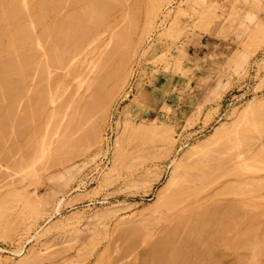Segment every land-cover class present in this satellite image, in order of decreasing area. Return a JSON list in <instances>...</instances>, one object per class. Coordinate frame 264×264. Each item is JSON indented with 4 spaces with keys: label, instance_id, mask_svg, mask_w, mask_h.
Listing matches in <instances>:
<instances>
[{
    "label": "rangeland",
    "instance_id": "rangeland-1",
    "mask_svg": "<svg viewBox=\"0 0 264 264\" xmlns=\"http://www.w3.org/2000/svg\"><path fill=\"white\" fill-rule=\"evenodd\" d=\"M68 1L74 3H70L71 7H63ZM82 1L63 0L57 12L68 16L73 4L79 9L87 0ZM124 1H127L124 9L121 6L110 13L113 15L107 18L110 24L99 25L98 31L95 28L93 38L89 35L77 51L65 58L60 69L59 66L50 68L53 70L49 69L48 78L40 80L39 86L36 84L39 78L38 81L34 78L39 70L34 68L33 72L31 69L33 76L28 79L32 82L27 79L29 82L24 83L27 86L30 83L33 88V92L28 88V92H32L27 97L30 98L28 104L22 102L26 97H20V101L16 99L19 106L14 107V110L17 108L14 118L22 116L21 107L25 104L20 107L21 103H26L25 110L29 103L36 102L35 88L39 87L40 92L46 89L41 101L46 105L39 107L40 114L43 113L38 112L41 117L35 119L41 121L34 120L33 125L29 122V127L26 124V133L18 138L17 129L13 130L17 136L7 132L4 143L8 147L3 143L0 149V264H146L149 257L145 255L149 252L153 257V248L163 252L162 237L167 234L165 238L168 239L169 227L179 224L177 221L168 225L167 222L172 223L176 217L169 216L157 205L159 198L172 188L169 181L176 162H183L187 152L196 146L203 150L201 147L205 144L203 148L211 147L212 141L215 147L219 144L214 145L217 141L226 142L235 130L233 138L236 139H231L233 144H230L234 150L230 146L226 150H231L229 154L234 160L229 155L227 162L231 161L227 164L228 168L237 166L236 172H242L241 168L249 167L250 153L264 146V0ZM53 13V17L46 14L47 21L52 17V23L61 22L62 16L58 20L60 15ZM40 30L37 26L36 31ZM116 35L123 39L124 46L115 47ZM46 41L41 44L42 48L48 43ZM101 78H107L104 84ZM6 102L1 100L0 106H7ZM224 129H230L232 134L227 135L229 132ZM236 132L242 137L248 135L243 137L245 142L239 139L240 144L234 143L238 141ZM199 144L202 146L198 148ZM9 147L11 150L7 149ZM4 149L7 151L2 154ZM242 150L249 153L244 152L246 160L242 162L247 163L240 165L241 158L235 156ZM220 152L228 156L225 151ZM258 160L252 163L253 168L264 161L259 163ZM251 162L250 169H253ZM250 169L246 173H252ZM259 169L262 172H254L253 176L245 173L241 180L254 177L259 184L264 177V170ZM253 179L251 182L256 183ZM246 180L244 185L243 181L239 182L240 185L251 188L252 183L247 185ZM263 181L262 190L259 185L256 193L253 190L257 183L252 184L253 196L249 191L246 193L249 188L244 190L247 196L237 193V202L249 205L240 208V202H236L240 206L234 203L240 208V213L237 212L240 220H248L252 211L247 222L253 223L255 217L254 224L259 223L258 228L252 229L254 224L249 225L251 229L239 224L241 228L237 229L240 230L227 233L228 238L233 239L241 229L252 231H246L248 234L241 231L238 237L243 236L242 233L245 237L253 235L255 230L253 240H256L251 243L257 246L250 245L249 238H239L247 241L243 242L252 246V251L256 247L264 248L261 235L264 234ZM239 183L240 189L235 185L238 192L242 187ZM249 198L253 201H246ZM221 201L224 204L218 203L219 207L230 203L225 199ZM191 220L184 218V223L190 225ZM258 229H262L261 233ZM172 230L177 231L174 227ZM181 230L178 231L184 232L183 237L171 232L175 239L169 243L164 239V247H167L163 254L169 248V256L166 254L162 259V254L155 258L157 261L161 258V262L166 258L167 261L160 264H173L170 261L172 253L177 255L175 247L187 245L189 248L188 244L193 243L184 237L189 230ZM245 245L244 249L240 245L238 250L236 246L234 250L221 245L216 249L218 253L215 249L214 254L211 252L214 257L207 254L205 260L207 264H264V250L263 255L261 248L258 251L261 257L257 256V250L251 255L252 251ZM193 246L195 253L182 248L188 256L192 253L196 261L194 256L198 250L195 244ZM182 248L179 251L183 253ZM182 253L178 252L179 256ZM187 255L184 253L185 257ZM255 256L259 261H254ZM142 257L146 258L145 262ZM156 260L151 261L158 264Z\"/></svg>",
    "mask_w": 264,
    "mask_h": 264
},
{
    "label": "bare ground",
    "instance_id": "bare-ground-1",
    "mask_svg": "<svg viewBox=\"0 0 264 264\" xmlns=\"http://www.w3.org/2000/svg\"><path fill=\"white\" fill-rule=\"evenodd\" d=\"M61 1H63V0H0V101L4 100L5 102L6 101L8 102V105L6 104L7 102L5 103V105H7V106H5V107H4V105L0 106V144H1L0 145V149L3 148L2 147L3 143L4 142L6 143V139H4V138L6 137L7 132H8V134H9V132H11V134L14 135V133H13L14 131L13 130L17 129L18 136L16 134L15 135L18 138L21 135H24V133H26L25 132V129L27 128L26 126H28L32 121H33V124L36 123V122H34V120L37 118L38 112H39V114L41 112L40 111V108H41L40 106L46 103V102H44L43 104H41L43 102L42 99H44V97L46 96L45 92H44L46 89L45 90L43 89L40 92V89H39L38 86H39V84L41 82L40 80H42V82H43V80H45L44 78H46V76H47V74L49 72V69L53 68V67L56 68V66H59V69H60V65L62 66V64L65 63L63 61L65 60V58L68 59L69 54L71 52L73 53L74 50L77 51V48L78 49L80 48L81 44L84 43L83 41L88 39L89 35H90V37H92L93 34H96V31H94V33H92L95 28H96V30H97V28L99 29V25H101V27H103L102 25L106 24V22H107L106 25L110 24V22L108 24V21L110 19L108 20L107 18L113 16V15H110L111 12L114 13L113 10H115L116 8H120L121 6L124 9L125 6H123V4L125 2L127 3V1H124V0H87V1H85V5H84V2H83L84 0H83L82 1L83 2V5H82L83 7L79 6V7H82V8L77 9V8H75L76 3L73 4L74 5L73 7L75 8V10H73L74 8L73 9L69 8V9L73 10V11L70 10L72 15L69 14L68 12H66V13H68V16L66 14L67 17L64 16V17H66V18H64L63 15H62L63 13H61V14L58 13V12H60L59 10L62 8V5L60 3ZM73 1H76V0H73ZM152 1H154V0H152ZM70 3H74V2H72V1L69 2L68 1L67 4L70 5ZM132 4H134V3H132ZM58 5H61V7L60 6L58 7ZM68 5L65 4V6H63V7L67 8V7H71L72 6V5H70V6H68ZM51 7H53V8L56 7L55 8L56 12L57 11L58 12L57 13L56 12L53 13V11L55 9L53 10V8H52L51 11L52 10L53 11L52 12L50 11V12L47 13L48 9H50ZM58 8H59V10H58ZM136 8H138V7L136 6ZM136 8H135V11H137ZM130 10H131V8H130ZM49 13L51 15H52V13L54 15L59 14L60 16H58V18L62 16L61 17L62 21L58 22V23H55L56 22L55 21V22L52 23L53 15H52V17L50 16L51 17L50 21H47V15ZM134 19H135V17H134ZM58 20H61V19L59 18ZM96 25H98V27ZM37 26L41 28V30L39 32L36 31V27ZM107 28H108V26L106 27V29ZM121 34H119V35H121ZM118 36L116 35V37H118ZM118 38H116L117 40H115V47L124 46V44H123L124 41H122L123 39H120L121 37L119 39ZM46 39H51L50 40L51 42L46 41ZM45 41H46V43L48 42L47 44H49V45L47 46V44H46L45 48H42L44 45L42 46L41 44H43V42H45ZM121 64H123V63H121ZM63 66L65 67V65H63ZM34 68H37V70H39V71H36V73L39 72V74H41V77H40L39 74L35 75V77H34L37 81H38V78H39V83L35 80L37 82L36 84H38V86L34 83L35 87H38V88L34 87L37 90H36V92L34 91V93H33L36 96V98H37L36 102H34L31 99V101H33L35 104L34 103L33 104L29 103L30 105L29 106L27 105V108L25 109L26 110L25 113H24V111H25L24 108L26 106V103H21L20 107L25 104V106L23 108L21 107V110L23 111V113H21L22 116L20 117V115H17L19 117L15 116V118H14V115L16 114L15 110L17 109L16 108L14 110V107H18L19 106V102L16 103V99L18 98V101H20L19 100L20 97L21 98L22 97H26L24 99V101H22L23 99H21V101L22 102H27V104H28V99H30V98H27V97L30 96V94L33 92V90H32L33 88L31 89L30 86H29L30 83L28 84V86L26 84H27V82H29L28 80H31L30 82H32V79H28L29 78L28 76H31L30 78H32L33 74H31V73L35 72ZM31 69L34 70V71L30 73V71H32ZM50 70H53V69H50ZM50 72H52V71H50ZM56 72H58V71H56ZM29 73L31 75H29ZM52 76H54V75H52ZM47 78H48V76H47ZM50 79H53V78H50ZM106 79L105 78H103V79L101 78L100 79V81L102 80L101 83L104 80H106ZM35 81L33 80V82H35ZM47 81H49V79ZM50 81H52V80H50ZM104 82H103V84H104ZM24 83H26V84H24ZM98 83H99V81H98ZM23 84L25 85V87L27 86V88H23V86H24ZM32 86H34V85H32ZM100 86H102V84H100ZM28 88H30L31 89L30 91H32V92H30V91L28 92V90H29ZM43 88H45V87H43ZM46 88H47V86H46ZM25 89H27V90H25ZM27 92H28V95L25 94ZM47 95H49V94L47 93ZM33 97H31V98H33ZM15 103H16V105H15ZM43 111H44V109H43ZM18 113L20 114V112H18ZM39 116H38L37 119H39ZM35 121H41V120H35ZM16 124H18V126H16ZM29 129H27V131ZM224 130H228L229 133H226ZM224 130H220V133H221V131H222V133L224 131L227 135L228 134H232L229 131L230 129H224ZM247 130H249V129H247ZM246 131H243V134ZM234 132H235V130H234ZM234 132H233L232 137H230V135H229L226 138V136H225L226 142H224L225 140H223V139H222V142L221 141L218 142L216 140L217 142L216 143L214 142L215 144L213 143L214 145H217V143H219L216 147L212 146V142L213 141L211 140L212 141V142H210L211 143V147L209 145L210 143L208 142L209 143L208 145H209L210 149H209V147H207L206 149L203 148V147H205V145H206L205 144V145H203V147H201V149H203V150H200V149L198 150L197 146L192 151L188 150L189 152H187L188 155L185 156L186 158L185 157H184V159H182L183 157L181 158L184 161L183 162L182 161L181 162L177 161L175 166L173 167L174 171H173V174L171 175L170 181H169L170 188L171 187L172 188L171 189L169 188L170 189L169 192L168 193L166 192L164 195H162L161 198H159L160 202L158 201L159 204L157 203V205H158V207L160 206V208H164L169 213V216L173 215L174 217H176L175 220H174V218L172 219L173 220L172 223H171V221H170V223L167 222L168 225H170V224L172 225L174 223H177V221H178L179 224L178 223L175 224L176 227H175V225H173L174 229H176L177 231L179 230V228H180V230L182 228L181 231H185V229L189 230L188 233L185 234L186 236H184V237H187L186 240L190 239V242L193 241V243L190 244L191 246L188 244L189 248L187 247V245H182V246H183V248H188L189 249V253L190 252L193 253L194 252L193 244H195L197 246L195 248H197V250H198L197 253L198 254H196V255L194 254L195 255L194 257H196V259H194V260H196V261H193V259H192L193 254L192 253H191L192 257H191V255L188 256L187 254H189V253L184 251L186 249H183L182 246H179L178 248L175 247L177 249V250L176 249L175 250L177 251L178 257L175 254V252L172 253L175 256L176 259L173 260L172 258H174V257L172 255L171 256L172 258L170 257L171 261L168 260V261H170V263L172 262L173 264H177L179 262V264H207L208 261L205 260L206 259L205 255L208 254L210 256V254H211V256H212L213 250L215 249L214 252H216L217 247H219L221 245L223 247L225 245V248L226 247L228 248L230 246L231 249L235 250L237 248L236 250H238L239 248L241 249V246H242V248L244 247L245 243L247 242V241L245 242L244 240L245 239L248 240V238H249L248 241L250 242V245L251 244L255 245V242L251 243V241H255L256 240V239L253 240V236L254 235L256 236L255 230H253V232H252V233H254L253 235H249V236L246 235V237H245V235L243 233L245 232L246 234H248L249 231H252V230H250L252 227H254L252 229H255L256 227L258 228L257 225H259V223L254 224L255 217H254V219L252 218L253 219V223L251 221L250 224H252V225L254 224V225L250 228V226H249L250 224L247 221L250 220V218H251L250 212L252 213V211H250V209H249L250 207L249 206H248L249 207L248 211H250L249 212V217L250 218L248 220L247 219H245L243 221L240 220V214H239L240 213V208L244 207L245 204H247V203H244V205H243L242 204L243 202L239 201L240 204L242 205V206H240V205H238L239 202H237V198H238V194H240V193H243L245 196H247L245 194V191H246V193L249 191L248 193H250L252 195L253 191H254V193H256L255 191H259L262 188V181H263L264 177H263V179L258 178L259 180L260 179L262 180V181H260L259 184L257 183V181H258V180H256L257 178L253 177L256 180L257 184L254 182L255 180L253 178L249 177L250 181L248 180V178H247V180L245 178V180L247 181L246 182L247 185H250V182H251L252 179L254 180L253 181L254 183H252V182L251 183L254 184V186H255V184H256V186L258 185L257 187L255 186L254 190L252 189V187H253L252 184L250 186L251 188L248 187L249 190H245V189H248V188H245L243 186L245 184V182H244L245 180L243 181L241 179L244 176H246V174H250V175L253 176L254 172L255 173H259L261 171L259 169V167L262 170H264V166L261 165V164L264 163V161H263V163H260L261 160H264V158H263L264 157V150H263L264 146L261 147L263 145L261 143L262 145L259 146V147H261L259 150H257V151L255 150L254 152H252L254 154L250 153V156L248 154V156L250 158L252 157L251 159L248 158V159H250V161H252L251 162L252 168H253V164L252 163L255 164L256 160L258 158L260 159V161L258 160L259 163H260V165L257 164L258 167H256V165H255L256 168L254 167L253 169H250V161H249L248 162L249 167L248 166H246V168L244 167L243 168V170L245 169L244 171L241 168L242 172H239V171L236 172L237 171V169H236L237 166L235 167V169H230L231 167L228 168L229 164H227L228 162L231 161L229 159V161L227 162L229 155H230V158L234 160V158H232L231 154H229V152H231V150L234 147L233 146L232 149H231V145L230 144H233V141H231V139H236L235 137L233 138ZM247 132L250 133L249 131H247ZM236 133H238V134H236L237 137H238V141L234 140L235 141L234 143L239 142L240 140L244 141L243 137L247 138V136H248L247 135V136H243L242 137L241 136L242 134L240 135L239 132H236ZM240 133H241V131H240ZM246 133H245V135H246ZM218 136H220V135H218ZM8 138H7V140H8ZM217 138L219 139V137H217ZM2 140H4V141H2ZM10 140L7 141V143L10 142ZM213 140H214V138H213ZM246 141H247V143L249 142L247 139H246ZM5 143H4V145L7 146V144H5ZM239 144H240V142H239ZM6 146L4 148H6ZM200 146H202V145L199 144L198 148ZM228 146H230L231 150L227 152L226 150L227 149L229 150ZM220 147H222V149ZM223 147H225V148H223ZM9 148H7V149L11 150V148L10 149ZM7 149H4L2 154L5 153V150L7 151ZM243 149H244V147H243ZM221 150L225 151V153H227L228 156L225 157L226 154L222 155V153L224 154V152L221 153L220 152ZM241 152H243V150L242 151H238V153L236 151V153H237L236 156L237 157L235 156V158H237V159H239V158L244 159V160L239 159L238 163L240 165H241V163H245V164L247 163V162H242V161L246 160V158L244 156H246L248 151L247 152L244 151L246 153L245 155H244V152H243V155H242ZM4 156H6V154H4ZM0 158H2V157L0 156ZM255 158H257V159L255 160V162H253ZM248 159H247V161H248ZM238 163H237V165H238ZM245 164H243V166ZM232 167H234V165ZM247 169H250L249 171L252 172V173H246ZM255 169H257L259 171L256 172ZM251 170H254V171H251ZM241 174H242V176H241ZM237 176H238V178H237ZM239 182L240 183L242 182L241 184H243V183L244 184L240 185ZM237 183H239V185L242 186L240 192H238L239 190L237 191L238 188L240 189V187L237 185ZM235 185L238 188L235 187ZM247 185H245V186L247 187ZM259 185H261L260 189H258ZM255 189H258V190H255ZM242 190L243 191L245 190V191L241 192ZM250 190H253V191L250 192ZM244 195H242V197H244ZM259 196H262V195H259ZM251 198H253V197H251ZM251 198H249L248 200L246 199V201H248V202L251 201L250 200ZM262 198H263V196H262ZM223 199H225V200H227L228 202L231 203V204L228 203L229 205H231L230 208L228 207L229 205L228 206L225 205L226 208L223 205L225 209L222 208L223 206H220V207L218 206V203L220 204V203L224 202V201H221ZM256 199H258V198H256ZM263 200H264V198H263ZM234 203L236 205L240 206V208H238V206L236 207V205ZM222 204H224V203H222ZM247 205H249V204H247ZM262 206H264V205L262 204ZM251 207L252 208H256L257 206H251ZM245 208H247V207H245ZM237 209H239V210L237 211ZM237 212H239V213H237ZM168 218L169 217H167V219ZM181 218H182L183 222L180 221ZM184 218H185V221H187L188 218H189V221H190V219H192L191 220L192 223L189 222L190 225L187 222V225H189V228L184 223L185 222ZM169 219H171V218H169ZM166 220H165V222H166ZM181 222L184 223V225L187 226V228H184V225L181 224ZM180 224L182 225V227H181ZM239 224L245 225V228L248 227V226L250 228L249 231L245 230V228H244V230L241 229V231L243 232L242 233L243 236H241V237H244L243 241L245 243L241 240L243 238L238 237L241 234V231H239V233L237 232L239 235L233 236L234 238H236L235 240H233L234 238L232 236H230V237H232L233 239H230L227 236L228 232H230L232 230H233L232 233L235 232L234 230H236L238 226L240 227ZM168 225H167V227H168ZM246 225H248V226H246ZM261 225H260V227H261ZM173 227L172 228L169 227L171 232H173V230H172ZM240 228L237 229V230H240ZM263 228H264V226H263ZM187 230H186V232H187ZM259 230L261 231L262 229H258V231ZM177 231L173 232L174 234L176 233V235L178 233L177 237H181L180 235H182L184 233V232L180 233L179 231L178 232ZM246 231H248V232H246ZM260 231H259V233H261ZM263 231H264V229L262 230V232ZM171 232H170V235L172 236L173 233H171ZM237 233H235V235ZM166 235H164V236L166 237ZM170 235H168V237H169V238L167 237L168 239H166L165 237H162L164 242L162 243L161 247L163 249L160 247V245L158 246V247H160V249L163 250V252H165L164 249L167 247V246L164 247L166 245V243H169L168 241H172L171 240L172 238L175 239L174 236H172L170 238ZM183 235H182V237H183ZM228 235H229V233H228ZM258 235H259V239H261V237L264 236V234H261L262 236L260 237V234H257V237H258ZM250 236H252V239H251ZM239 238H241V239H239ZM164 239L166 240V243H165ZM183 239H185V238H183ZM227 239L230 242H231V240H233V243H228ZM263 240H264V238H263ZM237 241H239V242H237ZM261 241L262 240H260V242ZM152 242H154V241H152ZM159 242H160V239H159ZM186 242H184V244H186ZM235 242L239 243V245L238 244H234ZM249 242L247 244H249ZM198 244L200 245V248L198 247ZM259 244H261V243H259ZM150 245H152V243ZM237 245L239 247H237ZM235 246H236V248H235ZM247 246H249V245H245V248ZM255 246H257V244ZM190 247H192V248H190ZM249 247H250V249H249ZM249 247H248V250L252 251L253 247L252 246H249ZM179 248L183 249L182 250L183 253L181 251H179ZM256 248H255L254 251L257 250V252H258L261 247L260 248L256 247ZM157 249L158 248H156V249L153 248V251L155 252ZM261 249H262V251L260 253L262 254L264 248H261ZM167 250L169 251V248H167ZM219 250H221V249L219 248ZM168 251H167V253H168ZM250 251H249V253H250ZM254 251H252L250 254L254 255V253H253ZM143 252H144V250H143ZM154 252H153V257H150L152 255V253L150 255L149 252H148L149 255L148 254H146V255L143 254V255L147 256L146 258L149 257L148 261L150 262L152 259H153V261L158 259V257H160L163 254V252H161V250H159V249H158L157 252H155V253ZM178 252L182 253L181 254L182 256H179L180 254H178ZM202 252H204V254ZM257 252H256V254H257ZM156 253L159 254V255H157ZM184 253L187 255L186 257L184 256ZM216 253H218V252H216ZM166 254H163V258L162 259H164V255L166 256ZM258 254H259V252H258ZM140 256H142V254ZM183 256L185 257L184 259L181 258ZM215 256L218 257V254L217 255L215 254ZM257 256L261 257L260 254L257 255ZM257 256H255V260H254V257H252V261L253 260L256 261V262L259 261ZM212 257H214V256H212ZM256 257H257V260H256ZM146 258L142 257L143 261ZM150 258H151V260H150ZM177 258H179V259H177ZM207 258H209V257H207ZM160 259L161 258H159V261L156 260L158 262V264H160V263H162V262H164L166 260V258H165V260L164 261L162 260V262H161ZM210 259H213V258L210 257ZM178 260H181V261H178ZM216 260H217V258H216ZM139 261H140V259H139ZM143 261H141V262L143 263ZM153 261H151V262H153ZM176 261H178V262L176 263ZM252 261H251V263H252ZM149 262L146 261V264L147 263L149 264ZM153 263L155 264V262H153ZM214 263L216 264V262H214Z\"/></svg>",
    "mask_w": 264,
    "mask_h": 264
}]
</instances>
